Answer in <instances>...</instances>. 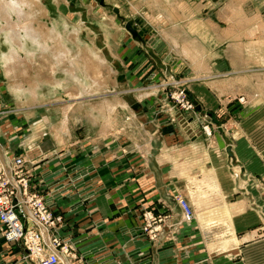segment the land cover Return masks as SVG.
<instances>
[{
	"label": "rangeland",
	"instance_id": "1",
	"mask_svg": "<svg viewBox=\"0 0 264 264\" xmlns=\"http://www.w3.org/2000/svg\"><path fill=\"white\" fill-rule=\"evenodd\" d=\"M3 3L9 8L4 16L0 14V126L6 122L5 128H11L12 134L26 137L44 114L48 128L59 130L60 135L70 131L72 141L66 139V143L83 141L102 128L101 119L95 118L105 101L122 100L127 104L126 108L116 106L109 118V129L118 131L128 119L138 122V115L160 111L155 105L164 100L171 106L164 112L181 111L185 117H196L206 137L222 132L236 142L245 134L253 144V153L259 154L264 163V0H0V6ZM25 23L40 32L42 39L27 38ZM127 26L136 32L135 37ZM54 33L72 57L79 50L91 51L102 63L96 62L105 79L98 95L82 94L73 100V78L63 69L50 75L45 63L51 53L46 57L32 55L35 51H54ZM164 33L179 43L198 46L209 61V77L195 75L171 49ZM107 36L112 48L105 42ZM12 48L22 65L9 77L4 61ZM135 66L140 76L132 72ZM145 68L153 72L144 73ZM81 69L78 63L75 77L90 86L92 80ZM212 78L230 81L232 87L218 93L208 85ZM157 88L160 91L154 92V100L141 97L153 96L151 89ZM67 105H72V111L65 126L62 121ZM195 105H200L201 116ZM40 147L39 143L30 147L33 158ZM252 159L247 162L253 166L254 184L247 189L254 197L253 211L264 217V172ZM200 197L195 196L197 210L189 229L201 233L218 228L215 244L209 245L210 257L224 259L227 264L239 260L238 234L234 232L239 225L232 218L238 205L233 202L238 198L225 199L222 195V202L214 205L213 209L229 207L227 220L200 221L198 215H210L213 210L202 208ZM255 215L253 212L248 225L264 227V220Z\"/></svg>",
	"mask_w": 264,
	"mask_h": 264
},
{
	"label": "crops",
	"instance_id": "2",
	"mask_svg": "<svg viewBox=\"0 0 264 264\" xmlns=\"http://www.w3.org/2000/svg\"><path fill=\"white\" fill-rule=\"evenodd\" d=\"M164 35L171 49L195 75H209V61L198 46L186 41L179 43L175 37ZM110 40L107 36L108 48H112ZM63 50L34 54L46 57L51 53L45 63L51 76L63 69L73 78L75 91L70 94L73 100L77 101L74 94L78 91L83 97L98 95L99 88L104 86L100 74L102 63L95 72L90 53L79 50L72 57L65 47ZM133 58L137 60L136 55ZM53 61L57 63L51 72ZM78 63L84 76L92 80L90 86L75 77ZM138 66L129 71L138 74ZM149 70L145 68L144 73ZM208 85L218 93L232 87L230 81L218 82L214 78ZM157 90L151 89L153 96L147 100H154ZM169 105L159 101L155 108L160 111L148 116L140 114L135 118L138 122L128 119L115 131L109 129L110 122L107 125L108 116L116 106L126 108L127 104L122 100H107L95 118L101 119L102 128L83 141L69 144L65 140L72 141L70 131L60 135L59 130L48 128L44 114L26 132V137L12 134L11 128H5L6 122L1 124L0 161L7 164L13 157L25 156L31 180L53 213L64 218L65 230H59V235L71 247L73 257L67 259L69 264H227L224 259L216 261L210 257L209 245L215 244L214 233L218 228L194 233L189 229L193 222L186 224L182 220L176 199H185L195 215L196 195L201 196L202 208L208 209L221 203L222 195L225 199L238 198L233 202L238 205L233 208L237 211L232 213V218L239 225L234 231L238 234L239 260L228 264H264V227L248 225L253 212L264 220L262 213L253 211L254 197L248 189L254 184L251 179L254 172L252 163L247 162L255 156L252 161L264 172L262 157L253 153V144L245 134L236 142L222 132L206 137L199 119L185 117L181 111L164 112ZM199 107L195 105L201 116ZM71 111L72 105L64 109L65 126ZM37 143L41 147L33 158L30 147ZM147 212L154 217L165 216L160 238L155 241L143 232V216ZM230 212L227 206L215 208L210 215H198L197 219L227 220ZM23 257L20 245L6 243L0 237V264H28Z\"/></svg>",
	"mask_w": 264,
	"mask_h": 264
},
{
	"label": "built area",
	"instance_id": "3",
	"mask_svg": "<svg viewBox=\"0 0 264 264\" xmlns=\"http://www.w3.org/2000/svg\"><path fill=\"white\" fill-rule=\"evenodd\" d=\"M24 155L9 163L0 161V237L9 244L20 245L28 264H69L72 251L59 235L64 231V218L53 213L31 180ZM182 220H194L193 209L183 198L176 199ZM143 232L155 241L160 238L165 216L144 213Z\"/></svg>",
	"mask_w": 264,
	"mask_h": 264
},
{
	"label": "bare ground",
	"instance_id": "4",
	"mask_svg": "<svg viewBox=\"0 0 264 264\" xmlns=\"http://www.w3.org/2000/svg\"><path fill=\"white\" fill-rule=\"evenodd\" d=\"M8 8H9V6L6 4V3H3V4H1V6H0V14H2L3 16H4V14L7 12V10H8ZM29 18L27 17V20H28ZM33 26H30L28 23L26 24H23V28H24V32H25V34H26V37L27 38H30V39H32V40H38V39H42V34H39L40 32H38L37 30H35V29H33L32 28ZM54 37H56V43H55V45H56V48H55V50H54V52L55 53H59V52H63L64 50V47H63V45H62V43H61V40L58 38V36L57 35H55V33L54 34H52ZM53 36H52V39H53ZM15 48H12V50H11V52H10V54H9V56H6V59H5V61H4V69H5V71H6V74L10 77L13 73H14V71L16 70V68H18V66H21L22 65V62H21V60H20V57L16 54V51L14 50ZM57 49V50H56ZM36 52H39V51H35L34 53L36 54ZM88 53H90L91 55H92V58H93V71H95V72H97V68H98V66L96 65V62L97 63H101V62H98V60L96 59V56L94 55V53H92L91 51H87ZM34 53H32V55H34L35 56V54ZM56 63H57V61H53V63H52V65H51V72H53V70L56 68ZM208 64H207V62H206V60H205V62H204V66H207ZM205 71H208V70H205ZM94 77H95V75H94ZM127 80H126V77H125V82H126ZM19 86V85H18ZM13 89V88H12ZM32 91H34L33 89H31ZM82 92H80V91H78V92H76L75 94H74V96L76 97V99H78V98H80L81 96H82ZM142 98H146V99H149V97H150V95L148 96L147 94H143L142 96H141ZM178 99H180V98H178ZM33 100H35V98L33 97ZM181 100V99H180ZM179 100V101H180ZM113 112H114V110H113ZM113 112L108 116V119H107V125L108 124H110L109 123V118L112 116V114H113ZM205 132H206V134L208 135V129H205Z\"/></svg>",
	"mask_w": 264,
	"mask_h": 264
},
{
	"label": "water",
	"instance_id": "5",
	"mask_svg": "<svg viewBox=\"0 0 264 264\" xmlns=\"http://www.w3.org/2000/svg\"><path fill=\"white\" fill-rule=\"evenodd\" d=\"M127 29L131 32V34L135 37V35H136V32L132 29V28H130V26H127Z\"/></svg>",
	"mask_w": 264,
	"mask_h": 264
}]
</instances>
